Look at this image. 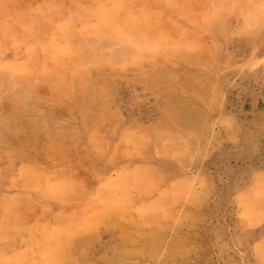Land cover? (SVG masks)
<instances>
[{"label":"rangeland","instance_id":"1","mask_svg":"<svg viewBox=\"0 0 264 264\" xmlns=\"http://www.w3.org/2000/svg\"><path fill=\"white\" fill-rule=\"evenodd\" d=\"M0 264H264V0H0Z\"/></svg>","mask_w":264,"mask_h":264}]
</instances>
